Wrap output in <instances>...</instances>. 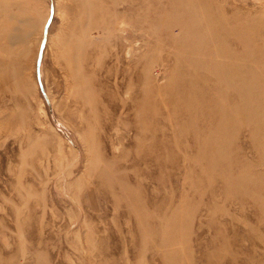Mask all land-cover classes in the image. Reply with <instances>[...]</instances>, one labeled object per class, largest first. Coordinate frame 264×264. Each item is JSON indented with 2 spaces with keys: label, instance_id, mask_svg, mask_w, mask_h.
<instances>
[{
  "label": "rangeland",
  "instance_id": "374dc122",
  "mask_svg": "<svg viewBox=\"0 0 264 264\" xmlns=\"http://www.w3.org/2000/svg\"><path fill=\"white\" fill-rule=\"evenodd\" d=\"M0 264H264V0H0Z\"/></svg>",
  "mask_w": 264,
  "mask_h": 264
}]
</instances>
